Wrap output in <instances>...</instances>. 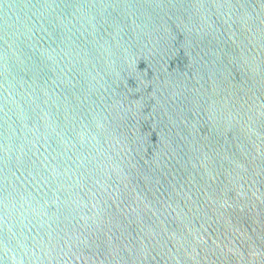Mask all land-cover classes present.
<instances>
[{
  "label": "water",
  "instance_id": "water-1",
  "mask_svg": "<svg viewBox=\"0 0 264 264\" xmlns=\"http://www.w3.org/2000/svg\"><path fill=\"white\" fill-rule=\"evenodd\" d=\"M0 264H264V0H0Z\"/></svg>",
  "mask_w": 264,
  "mask_h": 264
}]
</instances>
